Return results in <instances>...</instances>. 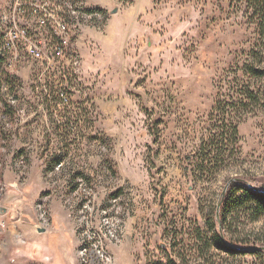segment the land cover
<instances>
[{
	"label": "rangeland",
	"instance_id": "1",
	"mask_svg": "<svg viewBox=\"0 0 264 264\" xmlns=\"http://www.w3.org/2000/svg\"><path fill=\"white\" fill-rule=\"evenodd\" d=\"M76 5L93 19L76 27ZM255 6L0 0V45L13 21L29 40L17 43L18 59L0 56V264H79L83 240L109 258L94 264H264V218L241 215L238 232L261 252L234 255L213 245L207 220L233 181L264 189L261 98L229 167L200 171L198 154L221 149L203 142L216 132L218 100L237 116L224 94L253 82L264 95V78L247 71L253 50L264 68ZM43 212L50 226L39 232Z\"/></svg>",
	"mask_w": 264,
	"mask_h": 264
},
{
	"label": "trees",
	"instance_id": "2",
	"mask_svg": "<svg viewBox=\"0 0 264 264\" xmlns=\"http://www.w3.org/2000/svg\"><path fill=\"white\" fill-rule=\"evenodd\" d=\"M256 2L255 10L253 15L264 13V0H253ZM252 57L255 62H251L247 66L248 73L256 79L264 78V68L261 66V61L258 58V53L252 51ZM252 58V61H253ZM253 80V79H251ZM245 91L237 92L233 89V94H224V97H230L234 99L232 105H235L237 112L236 118L232 116V111L225 107H222V102L218 100L216 102V109L213 108L210 119H215L217 125L215 133L211 134L204 143H210V145L216 142L221 143V149L217 150V154L212 156L213 147L204 148L201 147V151L198 154H202V169H211L214 166L220 164L222 167L227 168L231 161V150L230 146H236L239 142V125L243 121L245 115L250 111V106H253V101H259V97L262 100V106L264 107V95H260V90L255 86L253 88L252 83H246L244 85ZM228 107V106H227ZM231 111V112H230ZM216 114V115H215ZM209 150L208 153H206ZM233 186L229 192L221 198L218 205L208 212V223L210 224V230L213 231L211 241L218 249L234 255L239 253H258L260 250L256 249L251 245L249 238H243L244 235L240 234V224L238 220L241 215L247 217L249 223L259 222L264 218V189L251 187L245 180H235L232 182ZM219 210V216L217 213ZM237 234L238 236L234 237ZM253 245L262 243L261 239H255ZM237 245H245L246 248H252L249 250L236 249Z\"/></svg>",
	"mask_w": 264,
	"mask_h": 264
},
{
	"label": "built area",
	"instance_id": "3",
	"mask_svg": "<svg viewBox=\"0 0 264 264\" xmlns=\"http://www.w3.org/2000/svg\"><path fill=\"white\" fill-rule=\"evenodd\" d=\"M71 7V6H70ZM72 17L75 20V26H80V23L86 22L88 20L93 19V14H88L84 11L82 6L76 5L75 8L71 10ZM59 26H63L62 23L59 24ZM28 40L27 38V31L25 29H22L18 26L16 21L12 22V27L10 28V31L6 35L4 43L1 45L2 47V56L5 57L6 52L12 54V59H18V54L16 53L17 50V43L20 39ZM27 50L29 54L33 57H39L40 56V49L33 43L28 44ZM41 219L43 221V226H45V229H48L50 226V219L47 216L46 212H43L41 215ZM4 222L0 219V227L3 228ZM95 250H91V248L85 243V241H82V244L80 246L79 250V264H94L96 260H109L108 257H106L105 252L102 248H96L94 246Z\"/></svg>",
	"mask_w": 264,
	"mask_h": 264
},
{
	"label": "water",
	"instance_id": "4",
	"mask_svg": "<svg viewBox=\"0 0 264 264\" xmlns=\"http://www.w3.org/2000/svg\"><path fill=\"white\" fill-rule=\"evenodd\" d=\"M115 12H117V9H114L113 10V13H115ZM251 187H253V186H251ZM226 192H227V188L226 189H224V191H223V193H222V197H224V195L226 194ZM7 211V209L6 208H1V212L2 213H5ZM219 216V210H218V213H217V217ZM46 231V229L45 228H39V232H45Z\"/></svg>",
	"mask_w": 264,
	"mask_h": 264
},
{
	"label": "bare ground",
	"instance_id": "5",
	"mask_svg": "<svg viewBox=\"0 0 264 264\" xmlns=\"http://www.w3.org/2000/svg\"><path fill=\"white\" fill-rule=\"evenodd\" d=\"M2 55V47H1V45H0V56Z\"/></svg>",
	"mask_w": 264,
	"mask_h": 264
}]
</instances>
